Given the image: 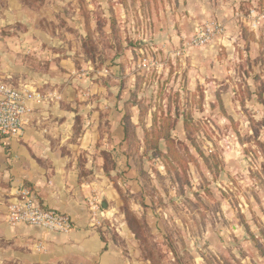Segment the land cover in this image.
Segmentation results:
<instances>
[{
  "label": "crops",
  "instance_id": "crops-1",
  "mask_svg": "<svg viewBox=\"0 0 264 264\" xmlns=\"http://www.w3.org/2000/svg\"><path fill=\"white\" fill-rule=\"evenodd\" d=\"M234 1L159 2L149 18L158 14L165 18L167 13L171 25L142 29L152 31L151 44L143 42L134 49L126 46L121 57L107 59L105 70L94 74L92 62L86 66L81 61L83 72L78 71L79 59L67 43L52 40L33 4L0 0V82L26 87L44 98L40 104L30 103L32 113L22 138L0 136V264H145L137 260L141 250H135L138 244L123 208L135 197L147 198L148 182L153 179L154 185L162 186L166 175L162 168L159 175L146 173L147 133L161 129L162 114L175 118L180 113L173 136L183 140L181 113L185 109L198 105L207 112L217 81L223 80L218 84L224 87V100L233 92L226 86L232 62L209 57L222 50L230 52L233 39L177 57L174 54L183 44H163L162 50L160 37L155 36L188 35L183 25L177 29L176 19L182 17L185 24L206 19L214 6V11L226 17L223 20L231 35ZM121 4L117 14L122 18L126 6ZM141 16L147 17L146 12ZM150 48L157 53L154 58L150 52L144 54ZM198 98L201 103L197 104L194 100ZM129 135L137 136L139 142L136 159L127 151ZM158 141L160 151L167 155L170 143L164 138ZM23 187L34 193L41 207L69 215L74 231L60 234L10 224L9 207ZM134 209L161 210L147 200ZM100 216L117 222V237L105 225L98 227ZM157 222L153 219V226Z\"/></svg>",
  "mask_w": 264,
  "mask_h": 264
},
{
  "label": "rangeland",
  "instance_id": "rangeland-1",
  "mask_svg": "<svg viewBox=\"0 0 264 264\" xmlns=\"http://www.w3.org/2000/svg\"><path fill=\"white\" fill-rule=\"evenodd\" d=\"M27 2L43 16L41 26L49 31L52 40L67 43L79 59L78 71L83 72L81 61L86 66L92 62L94 74L105 70L107 59L121 57L126 46L134 49L143 42L151 44L155 39L152 31L142 29L165 27L173 21L167 13L165 18L159 14L149 18L153 8L166 0ZM122 2L126 17L121 18L117 12L122 10ZM215 8L207 12L206 19L186 24L182 17L176 19L177 29L183 25L188 35L155 36L160 37L164 50L163 44L182 45L198 27L224 25L226 36L211 45L230 38L231 51L222 50L209 57L232 62L226 86L233 92L231 98L224 100V87L218 84L223 80L217 81L207 112L198 105L185 109L181 113L183 140L173 136L180 113L175 118L162 114L161 129L147 133L146 173L159 175L162 168L166 175L161 179L162 186L154 185L153 179L148 182L147 198L142 201L143 198L132 195L135 198L130 206L123 208L138 244L134 245L135 250H141L137 260L145 264H264V0L234 1L231 35L223 20L226 17H221ZM143 12L147 17L141 16ZM144 52H150L153 58L157 56L151 48ZM136 137L129 135L132 140L127 150L134 159L138 154ZM161 138L170 143L167 155L158 146ZM146 200L161 210L134 209L142 207ZM105 218L99 217L98 227L105 225L117 237V222L113 220L112 225ZM153 219L158 221L157 227L153 226Z\"/></svg>",
  "mask_w": 264,
  "mask_h": 264
},
{
  "label": "built area",
  "instance_id": "built-area-1",
  "mask_svg": "<svg viewBox=\"0 0 264 264\" xmlns=\"http://www.w3.org/2000/svg\"><path fill=\"white\" fill-rule=\"evenodd\" d=\"M224 36L226 28L220 23L198 27L174 55L181 57L190 50L204 49ZM42 101L44 98L26 87L19 89L0 82V136L7 140L22 138L27 118L32 113L30 103L40 104ZM16 195L18 199L9 207L10 224L28 225L60 234L74 231V222L69 215L41 207L34 193L28 188H21Z\"/></svg>",
  "mask_w": 264,
  "mask_h": 264
}]
</instances>
